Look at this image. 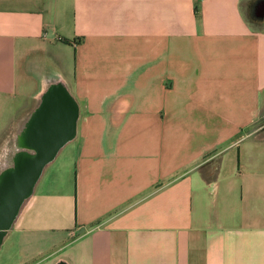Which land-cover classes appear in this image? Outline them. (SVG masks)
<instances>
[{"label": "crops", "instance_id": "crops-1", "mask_svg": "<svg viewBox=\"0 0 264 264\" xmlns=\"http://www.w3.org/2000/svg\"><path fill=\"white\" fill-rule=\"evenodd\" d=\"M57 84L0 264H264V0H0V173Z\"/></svg>", "mask_w": 264, "mask_h": 264}, {"label": "water", "instance_id": "water-1", "mask_svg": "<svg viewBox=\"0 0 264 264\" xmlns=\"http://www.w3.org/2000/svg\"><path fill=\"white\" fill-rule=\"evenodd\" d=\"M77 116V104L62 84L50 86L42 95L39 107L18 136V153L0 173V246L42 169L73 138ZM32 169L33 178L31 174V181L24 183ZM25 186L27 190L21 197Z\"/></svg>", "mask_w": 264, "mask_h": 264}, {"label": "flooded vegetation", "instance_id": "flooded-vegetation-1", "mask_svg": "<svg viewBox=\"0 0 264 264\" xmlns=\"http://www.w3.org/2000/svg\"><path fill=\"white\" fill-rule=\"evenodd\" d=\"M25 129V128H24ZM31 152H33V153H36L35 151H31ZM8 161H9V159H8ZM9 165V164H8ZM7 165V166H8ZM7 168V167H6ZM6 168H4V169H6ZM44 169V168H43ZM42 169V170H43ZM33 173H34V170L32 169V171H30V173H29V175H28V173L25 175V180H24V183H29V181H31V179L33 178ZM41 173H42V171H41ZM31 174H32V178H31ZM28 187V186H27ZM27 187L25 186L24 188H22V194H21V197H22V195H24V193L26 192V190H27Z\"/></svg>", "mask_w": 264, "mask_h": 264}, {"label": "rangeland", "instance_id": "rangeland-1", "mask_svg": "<svg viewBox=\"0 0 264 264\" xmlns=\"http://www.w3.org/2000/svg\"><path fill=\"white\" fill-rule=\"evenodd\" d=\"M258 124L264 125V107L262 109L261 116H260Z\"/></svg>", "mask_w": 264, "mask_h": 264}]
</instances>
